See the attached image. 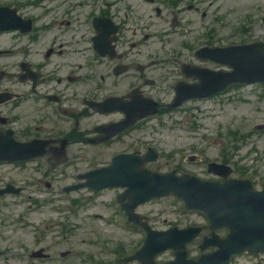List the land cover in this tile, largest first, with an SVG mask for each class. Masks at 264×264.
<instances>
[{"label": "flooded vegetation", "instance_id": "1", "mask_svg": "<svg viewBox=\"0 0 264 264\" xmlns=\"http://www.w3.org/2000/svg\"><path fill=\"white\" fill-rule=\"evenodd\" d=\"M166 1L149 0V4L161 3L159 15L157 8H153L156 17L162 22L169 19L171 29L174 21L180 27L181 6L186 3L175 0L174 10L170 11L165 10ZM201 3H197L198 8ZM139 11L131 0L110 5L61 0L51 7L21 9V15L33 21L30 29L25 33H7L6 40L0 37V48L6 50L3 56L6 59L3 81L8 82L6 93L21 99L0 104V132L21 126L23 130L19 132L33 138L54 140L58 137L70 140L71 144L81 142L94 152L134 148L138 143L134 130L107 143H97L102 137L97 133L98 128L119 122L124 116L118 112L100 113L94 104L111 98L128 101L136 90L137 96L140 92L146 98L159 101L160 90L171 89L179 82L177 66L188 63L185 51L154 48L159 36L150 34V30L164 26L139 24ZM201 16L206 18L207 14ZM97 19L102 21L96 31ZM97 36V45L105 54L113 46L112 55H98L94 49ZM4 99L12 98L5 96ZM23 100L36 101L32 115L26 116L20 109ZM258 258L259 264H264V255Z\"/></svg>", "mask_w": 264, "mask_h": 264}, {"label": "rangeland", "instance_id": "2", "mask_svg": "<svg viewBox=\"0 0 264 264\" xmlns=\"http://www.w3.org/2000/svg\"><path fill=\"white\" fill-rule=\"evenodd\" d=\"M243 1L244 3L250 2L251 8L255 4L260 5L262 3V0ZM223 2L226 7L227 1ZM246 12L250 11L246 10ZM224 21L227 23V20ZM230 23L229 26L226 24L224 27L227 32H220V27H217L218 34L211 42L217 44L216 39L218 38V42L238 45L245 42V40H257L258 34L249 36L243 33L240 35V21L235 20L232 22L230 19ZM200 24L196 23L194 27L200 30ZM191 26H188L187 29ZM202 27L203 31L204 28L206 30L208 28L207 25ZM259 30L260 28H257V31ZM191 32L203 36V32ZM193 35L192 38H197ZM192 38L189 36L186 41L193 43ZM261 39L264 40V35ZM205 43L209 42L206 39L201 41V44ZM228 97L233 98L232 102L226 104L215 102L194 103L173 114L162 116V124L161 121H153L151 128L146 130L153 138L152 141L156 143L160 154L157 162L150 165L154 169H160L164 172L177 168L181 173H200L201 176H205L207 163L222 162L231 165L236 171L238 167L240 171L236 172V176H239V178L251 179L258 188L264 187V128L257 130L258 126H264V85L236 86L230 91ZM171 152L174 154L169 157L168 155ZM191 156H196L199 160L190 162L189 158ZM3 174L14 175L13 172L7 170ZM6 179L8 178L5 177L4 180ZM69 181V179H65L53 190L58 193L64 187L63 184ZM47 192L45 187L43 193L37 192L35 187H28L21 197H9L1 200L0 251H4L5 255L0 257V264H91L92 261L87 250H90L96 256L98 255L97 262L110 264V260L117 257V250L135 252L142 244L143 238L140 234H121L120 231L115 229L113 234H106L115 243L106 244L100 237L101 232L90 226L87 228L80 217L74 218L69 224L70 226L74 225L75 231L67 235L62 234L61 226H66V215L53 212L51 207L28 210L29 204L23 202L28 195L49 194ZM104 196L109 199L111 193ZM183 207L181 202L174 198H168L144 206L141 213L146 210L154 211L157 213L155 216H161L162 220H168L171 225L178 224L181 219L188 221V223L195 222L197 216L195 214H182ZM93 209L99 211L103 208L98 205ZM175 211L179 214H176ZM20 213H25L26 218L19 224L18 214ZM177 216L181 218L179 219ZM45 219H51L50 224L54 227L45 245H50L49 242L53 241V237L59 244L50 249L51 253H55V258L52 261L32 260L29 255L37 247L32 241V234L24 229L28 222L38 224ZM90 222L92 224L102 223L93 220H90ZM29 230L33 231L31 228ZM118 238L122 242L120 246H118L120 243L117 240ZM60 240L62 243H60ZM105 245H109L111 249L107 254L101 251L102 246L106 247ZM113 246H117L119 249L116 250ZM67 251H72V254L64 259L65 261L61 260L59 257L61 252ZM84 258L89 259L82 261L81 259ZM93 264L96 263L93 262Z\"/></svg>", "mask_w": 264, "mask_h": 264}, {"label": "water", "instance_id": "3", "mask_svg": "<svg viewBox=\"0 0 264 264\" xmlns=\"http://www.w3.org/2000/svg\"><path fill=\"white\" fill-rule=\"evenodd\" d=\"M223 62H227L228 64H231L232 66L235 67V73L232 74V75H218L217 78H218V83L219 85H227L228 83L230 82H235V81H246V82H252V81H256V80H259V81H264V78H252V79H249L247 78V70H248V67H249V70L255 74H264V60L261 59V57H256L255 59H253L251 61V64L250 62L249 63H246L244 60H240V61H235V62H231L227 59H222ZM224 87V86H223ZM222 87V88H223ZM222 88H218V89H215V90H211L209 91L210 94L216 92V91H219L220 89ZM208 94V95H210ZM178 195H182L185 197L184 193L182 191H178L177 193ZM201 200L198 202L197 205H201V204H205V205H212V202L211 201H207V197L202 195L201 196ZM208 210L210 211H213V207H209ZM245 210V209H244ZM254 210L251 209L250 210V213H253ZM252 217V215H250ZM250 234V232L248 231V229H243L242 230V235L243 236H248Z\"/></svg>", "mask_w": 264, "mask_h": 264}]
</instances>
